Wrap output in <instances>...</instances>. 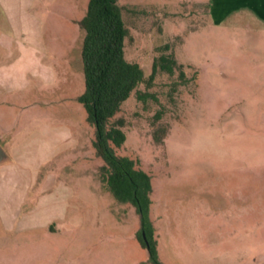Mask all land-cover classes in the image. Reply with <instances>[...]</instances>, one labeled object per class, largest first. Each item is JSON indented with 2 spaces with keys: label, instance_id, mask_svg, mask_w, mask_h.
Wrapping results in <instances>:
<instances>
[{
  "label": "rangeland",
  "instance_id": "rangeland-1",
  "mask_svg": "<svg viewBox=\"0 0 264 264\" xmlns=\"http://www.w3.org/2000/svg\"><path fill=\"white\" fill-rule=\"evenodd\" d=\"M118 2L126 60L148 75L169 44L191 79L173 100L158 82V103L130 98L111 120L126 136L116 154L153 178L160 261L264 264V21L239 7L216 22L211 0ZM87 3L0 0V264H148L77 100Z\"/></svg>",
  "mask_w": 264,
  "mask_h": 264
},
{
  "label": "trees",
  "instance_id": "trees-1",
  "mask_svg": "<svg viewBox=\"0 0 264 264\" xmlns=\"http://www.w3.org/2000/svg\"><path fill=\"white\" fill-rule=\"evenodd\" d=\"M78 25L82 37L84 92L77 100L85 110L86 121L94 128L93 146L104 162L99 169L101 182L118 203L132 206L138 214L140 227L136 239L148 253V264H163L149 217L151 177L137 168L134 160L116 154L115 149L124 144L126 136L123 120H111L130 98L143 108L150 100L158 103L157 93L153 91L158 82L167 88L168 100H173L191 79L169 44L155 49L148 75L139 64L126 60L124 43L130 35L118 0H88L85 15ZM161 117L160 109L153 119L159 121ZM165 133V129H157L154 141L161 143Z\"/></svg>",
  "mask_w": 264,
  "mask_h": 264
},
{
  "label": "crops",
  "instance_id": "crops-1",
  "mask_svg": "<svg viewBox=\"0 0 264 264\" xmlns=\"http://www.w3.org/2000/svg\"><path fill=\"white\" fill-rule=\"evenodd\" d=\"M206 7H207V14L209 15L210 18L214 19L216 22L224 20L231 13V11L233 9H237L239 7L250 9L252 15H254V16H256V18L264 21V0H211V2ZM6 154L8 156V152H6ZM99 181H100L101 185L103 186V188H105L107 190L105 184H103L101 182L100 172H99ZM151 185H152V194H151V196H152L154 193L153 178H151ZM115 202L118 203L117 201H115ZM118 204L121 206L120 207L121 209L122 208L128 209L130 207V205H128V204H121V203H118ZM153 216L154 215L152 214V211L150 209L149 217H150L151 222L154 225L155 220H154ZM139 227H140V219H139V222L137 224V231H138ZM154 228H155L156 235H157V233H158L157 226L154 225ZM157 237H159V235ZM159 240L160 239L158 238V240H157L158 241V255H159V259H161L162 253H161ZM147 260H148V253H147Z\"/></svg>",
  "mask_w": 264,
  "mask_h": 264
},
{
  "label": "water",
  "instance_id": "water-1",
  "mask_svg": "<svg viewBox=\"0 0 264 264\" xmlns=\"http://www.w3.org/2000/svg\"><path fill=\"white\" fill-rule=\"evenodd\" d=\"M8 159V156L6 152L3 150V148L0 146V164H2L4 161Z\"/></svg>",
  "mask_w": 264,
  "mask_h": 264
}]
</instances>
